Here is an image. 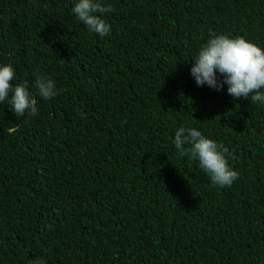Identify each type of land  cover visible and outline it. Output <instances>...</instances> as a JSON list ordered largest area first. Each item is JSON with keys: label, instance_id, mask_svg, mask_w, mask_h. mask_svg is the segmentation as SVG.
Returning <instances> with one entry per match:
<instances>
[{"label": "trees", "instance_id": "1", "mask_svg": "<svg viewBox=\"0 0 264 264\" xmlns=\"http://www.w3.org/2000/svg\"><path fill=\"white\" fill-rule=\"evenodd\" d=\"M77 2L0 0V66L38 97L37 116L0 102V264H264V103L190 74L213 35L264 50V0H102L106 36ZM180 127L228 149L230 187Z\"/></svg>", "mask_w": 264, "mask_h": 264}, {"label": "clouds", "instance_id": "2", "mask_svg": "<svg viewBox=\"0 0 264 264\" xmlns=\"http://www.w3.org/2000/svg\"><path fill=\"white\" fill-rule=\"evenodd\" d=\"M72 11L89 31L100 36L110 33V25L102 18V14L112 9L102 0H78ZM190 74L198 86L207 85L221 91L227 85V92L234 99L250 98L251 103H264V50L243 37L213 35L200 48ZM14 78L15 71L11 64L0 66V102L7 100L17 117L26 113L37 116L38 97H33L26 84L13 86L11 81ZM35 88L37 95L34 96L45 101L58 94L54 81L47 74L36 76ZM174 144L181 156H189L196 161L214 186L230 187L238 179V172L229 166L226 159L228 149L205 137L196 128H178ZM33 264L44 262L36 261Z\"/></svg>", "mask_w": 264, "mask_h": 264}]
</instances>
